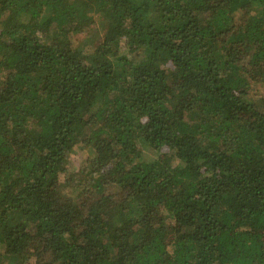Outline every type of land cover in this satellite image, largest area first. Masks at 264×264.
<instances>
[{
	"label": "trees",
	"instance_id": "obj_1",
	"mask_svg": "<svg viewBox=\"0 0 264 264\" xmlns=\"http://www.w3.org/2000/svg\"><path fill=\"white\" fill-rule=\"evenodd\" d=\"M263 85L264 0H0V264H264Z\"/></svg>",
	"mask_w": 264,
	"mask_h": 264
},
{
	"label": "rangeland",
	"instance_id": "obj_2",
	"mask_svg": "<svg viewBox=\"0 0 264 264\" xmlns=\"http://www.w3.org/2000/svg\"><path fill=\"white\" fill-rule=\"evenodd\" d=\"M102 35V29H101V26L99 24H95L93 25L91 28H88L87 30H85L84 32H81L77 35H73V37H79V38H84V39H88L90 41H94V42H98L99 38L101 37ZM261 89L264 88V85L263 87L260 86ZM260 90V89H259ZM73 159V157L71 158V160ZM79 158H74L73 159V162H77ZM71 167H76L74 165H72ZM73 170H75L74 168H72ZM61 177H63L61 175Z\"/></svg>",
	"mask_w": 264,
	"mask_h": 264
}]
</instances>
